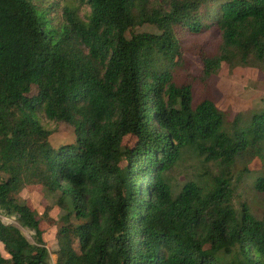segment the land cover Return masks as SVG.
<instances>
[{"label":"trees","instance_id":"trees-1","mask_svg":"<svg viewBox=\"0 0 264 264\" xmlns=\"http://www.w3.org/2000/svg\"><path fill=\"white\" fill-rule=\"evenodd\" d=\"M212 31L202 78L222 62L264 70V0H0V215L16 222L0 220V264H48V212L17 200L32 186L64 213L55 264H264V211L232 203L249 180L264 195V111L228 127L174 80L181 36ZM59 123L74 141L54 148ZM183 153L207 165L176 190L165 174Z\"/></svg>","mask_w":264,"mask_h":264},{"label":"rangeland","instance_id":"rangeland-1","mask_svg":"<svg viewBox=\"0 0 264 264\" xmlns=\"http://www.w3.org/2000/svg\"><path fill=\"white\" fill-rule=\"evenodd\" d=\"M37 3L45 7L54 0H36ZM141 31H154L153 28L144 26ZM219 35L216 31L205 32L198 36L185 34L181 36V65L174 71V80L178 86L190 84L192 86V104L196 105L204 99L211 100L216 108L227 116L230 122L234 115L242 113L251 115L264 111V70L254 67H241L221 63L217 74L208 79L202 78V63L198 55V50L213 54L218 45ZM201 78V79H200ZM54 128V133L50 136L49 142L57 148L63 144H70L74 141L72 127L59 123ZM135 143L133 137H126L123 146L131 147ZM203 159L193 154L183 153L174 166L165 174L173 189H179L183 182L199 177L204 172ZM247 169L250 171V178L263 172V163L257 158L248 161ZM251 182L238 185L232 203L236 211L240 210V205L245 203L250 213L258 220L263 218L264 195L251 189ZM54 196L47 194L37 186L25 187L17 195L19 202H25L28 207L41 218L45 209L48 212L46 219L41 218L40 229L43 232V241L49 253L48 264H55L57 251L56 237L63 231L64 213L54 206ZM0 220L4 224L16 225L14 217H3ZM22 235L30 243L33 242V232L21 229ZM67 231L71 238L72 247L77 248V237L70 224ZM0 234V254L9 263V258L3 250Z\"/></svg>","mask_w":264,"mask_h":264}]
</instances>
